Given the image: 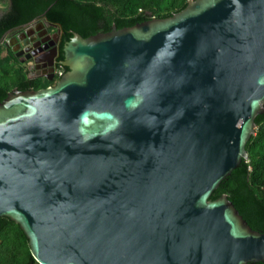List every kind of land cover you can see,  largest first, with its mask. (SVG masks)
Here are the masks:
<instances>
[{
  "label": "water",
  "instance_id": "water-1",
  "mask_svg": "<svg viewBox=\"0 0 264 264\" xmlns=\"http://www.w3.org/2000/svg\"><path fill=\"white\" fill-rule=\"evenodd\" d=\"M54 86L0 101V217L36 264H252L223 194L264 113V0H189L63 45Z\"/></svg>",
  "mask_w": 264,
  "mask_h": 264
},
{
  "label": "trees",
  "instance_id": "trees-1",
  "mask_svg": "<svg viewBox=\"0 0 264 264\" xmlns=\"http://www.w3.org/2000/svg\"><path fill=\"white\" fill-rule=\"evenodd\" d=\"M189 0H0L4 10L0 16V40L5 33L19 28L33 19H46L59 25L63 32L62 43L72 32L83 38L106 33L112 25L117 29L130 27L152 18H167L185 8ZM60 59H63L61 54ZM7 64V63H6ZM0 74L7 76L5 70ZM6 69L14 68L11 63ZM63 68L62 73L67 72ZM0 75V101L10 87L2 86ZM49 81L30 84L29 89H43ZM256 130L246 144L248 157L224 179L210 196V200L225 195L239 215L254 231L264 233V113L255 118ZM0 264H36L32 259L27 240L11 220L0 217ZM252 264H264L257 262Z\"/></svg>",
  "mask_w": 264,
  "mask_h": 264
},
{
  "label": "flooded vegetation",
  "instance_id": "flooded-vegetation-1",
  "mask_svg": "<svg viewBox=\"0 0 264 264\" xmlns=\"http://www.w3.org/2000/svg\"><path fill=\"white\" fill-rule=\"evenodd\" d=\"M4 10L0 8V16ZM63 32L59 25L51 23L46 19H33L27 24L9 30L0 40V63L1 70L8 73L3 76V82L10 89L24 92L31 87L30 84L43 83L49 81V86H54L66 68L60 59L63 45ZM11 63L14 72L9 70L7 64ZM6 97V96H5Z\"/></svg>",
  "mask_w": 264,
  "mask_h": 264
}]
</instances>
